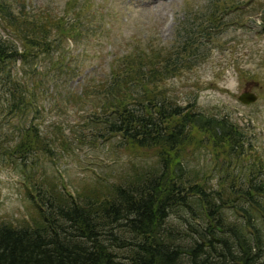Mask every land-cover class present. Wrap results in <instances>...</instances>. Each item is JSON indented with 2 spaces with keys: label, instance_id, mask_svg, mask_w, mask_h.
<instances>
[{
  "label": "trees",
  "instance_id": "trees-1",
  "mask_svg": "<svg viewBox=\"0 0 264 264\" xmlns=\"http://www.w3.org/2000/svg\"><path fill=\"white\" fill-rule=\"evenodd\" d=\"M233 6L213 0L206 13L191 12L169 44L135 41L127 48V43V52L116 55L103 79L89 82L82 94L67 93L64 101L89 102L87 116L92 124H101L95 133L100 140L119 138L125 148L158 149L160 166L124 182L99 185L85 196H75L65 184L61 187L68 197L35 187L32 221L0 223V264H264V179H259V169L246 174L243 186L232 185L218 203L206 186L185 177L179 155L193 141L207 139L212 149L243 160L249 154L247 131L229 115L198 110L196 98L180 104L164 91L169 78L205 57L203 45L225 25L223 14ZM83 8L68 17V11L29 9L25 0H0V20L8 32L7 37L0 33V78L6 79L2 89H7L3 95L8 101L4 112L12 117L7 123L23 110L31 112L29 83L36 96L35 88L52 80L46 71L37 72V65L30 69L31 81L25 72L13 73L12 66L50 58L64 51L68 39L78 42L87 36L92 30L79 17ZM90 85L94 91L89 95ZM20 122L7 131L10 156L26 168L41 155L55 158V140L42 136L39 125L21 127ZM231 197L240 218L229 222L223 213L233 206ZM195 203L207 227L196 228L199 237L192 235L187 243L189 235L175 237L168 223L172 213Z\"/></svg>",
  "mask_w": 264,
  "mask_h": 264
},
{
  "label": "rangeland",
  "instance_id": "rangeland-1",
  "mask_svg": "<svg viewBox=\"0 0 264 264\" xmlns=\"http://www.w3.org/2000/svg\"><path fill=\"white\" fill-rule=\"evenodd\" d=\"M212 1L25 0L29 9L43 6L55 14L68 11V17L76 16L83 3L79 17L92 31L78 42L68 39L64 51L50 58L32 61L30 65L19 61L12 66L13 73L25 72L27 81L33 79L30 69L36 65L37 72L46 71L52 79L35 88L36 96L29 83L26 92L30 93L27 100L31 112L23 110L12 123H7L12 117L4 112L8 104L7 94L3 95L7 89H2L6 79L0 78V223L22 225L32 221L36 215L31 198L35 187H48L62 197H68L69 191L85 196L99 185L124 182L128 176L160 166L158 149L125 148L119 138L100 140L95 133L101 124H92L87 116L92 110L89 102H68L63 98L70 92L82 94L89 82L103 79L116 55L127 52L135 41L142 46L148 40L156 45L169 44L184 19L191 12L206 13ZM225 1L233 4V9L223 14L225 25L203 45L205 57L164 84V91L178 103L187 104L196 98L198 110L206 115H229L247 131L249 154L243 160L212 149L207 139L195 140L179 151L187 172L185 177L190 183L206 186L218 203L228 197L232 185L245 184L243 180L249 171L258 168L259 179H264V0ZM15 10H19L17 4ZM0 33L8 36L1 20ZM88 90L89 95L93 93L92 85ZM248 91L257 93L259 99L244 105L238 97ZM96 108L101 105L93 107ZM18 121L21 127L39 125L42 136L54 139L56 157L41 155L37 164L29 161L32 163L28 168L21 165L23 161L11 157L7 131L11 133L17 128ZM63 184L69 191L62 189ZM231 199L229 204L235 207ZM232 207L225 208L223 213L229 222L240 218L237 207ZM168 225L175 237L189 235L188 243L192 235L199 237L196 228L207 227V219L195 203L192 209L172 213ZM215 237L218 239L219 234Z\"/></svg>",
  "mask_w": 264,
  "mask_h": 264
},
{
  "label": "water",
  "instance_id": "water-1",
  "mask_svg": "<svg viewBox=\"0 0 264 264\" xmlns=\"http://www.w3.org/2000/svg\"><path fill=\"white\" fill-rule=\"evenodd\" d=\"M239 101L244 104V105H249L252 104L254 102H256L259 99V96L257 93L253 92V91H248V92H244L242 93L239 97H238Z\"/></svg>",
  "mask_w": 264,
  "mask_h": 264
}]
</instances>
